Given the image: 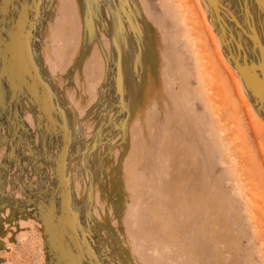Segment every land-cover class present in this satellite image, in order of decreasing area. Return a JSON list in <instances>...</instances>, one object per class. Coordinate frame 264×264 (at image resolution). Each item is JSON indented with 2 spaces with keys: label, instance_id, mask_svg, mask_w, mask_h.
<instances>
[{
  "label": "rangeland",
  "instance_id": "374dc122",
  "mask_svg": "<svg viewBox=\"0 0 264 264\" xmlns=\"http://www.w3.org/2000/svg\"><path fill=\"white\" fill-rule=\"evenodd\" d=\"M0 264H264V0H0Z\"/></svg>",
  "mask_w": 264,
  "mask_h": 264
}]
</instances>
